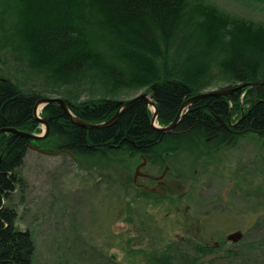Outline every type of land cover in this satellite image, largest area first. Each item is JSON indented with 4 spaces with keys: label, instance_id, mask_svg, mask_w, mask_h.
<instances>
[{
    "label": "trees",
    "instance_id": "16d2710c",
    "mask_svg": "<svg viewBox=\"0 0 264 264\" xmlns=\"http://www.w3.org/2000/svg\"><path fill=\"white\" fill-rule=\"evenodd\" d=\"M258 77H264V20L232 13L214 0H0V128L38 133L33 105L52 96L76 117L98 123L123 100L115 96L118 88L129 87L152 93L163 125L194 92ZM150 111L140 98L110 126L87 130L50 102L39 111L47 121L44 137L0 132V264H33L34 241L28 228L15 224L11 201V192L26 185L18 168L29 144L48 140L75 158L99 161L109 152L138 151L157 169L168 164L170 176L180 157L197 162L249 129L264 148V83L195 99L169 131L151 125ZM216 114L233 120L230 128ZM226 132L228 140L222 135L205 145L209 135ZM127 183L119 208L132 218L134 193ZM191 244L196 253L190 255L176 244L148 250L146 264H193L204 246ZM99 255L100 263H87L120 264Z\"/></svg>",
    "mask_w": 264,
    "mask_h": 264
},
{
    "label": "rangeland",
    "instance_id": "374dc122",
    "mask_svg": "<svg viewBox=\"0 0 264 264\" xmlns=\"http://www.w3.org/2000/svg\"><path fill=\"white\" fill-rule=\"evenodd\" d=\"M214 1L232 13L264 20V2ZM141 90L118 88L115 96L125 100ZM107 157L75 158L48 140L28 145L18 168L26 185L11 192V201L15 224L28 228L34 241L33 264L100 263L98 253L120 264H144V252L171 244L194 254L191 242L210 246L193 264H264V148L255 131L239 133L235 142L201 154L197 162L180 157L173 166L178 176L164 195L135 192L132 218L125 209L120 213L127 197L120 184L99 179L106 168L117 178L132 174L133 156L121 150ZM236 229L243 232L239 239L224 240Z\"/></svg>",
    "mask_w": 264,
    "mask_h": 264
},
{
    "label": "water",
    "instance_id": "95a60500",
    "mask_svg": "<svg viewBox=\"0 0 264 264\" xmlns=\"http://www.w3.org/2000/svg\"><path fill=\"white\" fill-rule=\"evenodd\" d=\"M247 83H249L250 85L262 84V83H264V77H258V79L253 80V81L247 80L244 82H238L235 85L215 86V88L204 89L201 91L194 92V94L185 97L181 101L180 106L178 107L173 119L171 121L163 124V125L158 124L155 121V118H156L155 115L157 112L156 105H154L152 93L147 91V90H141L140 93L135 94V95L129 97L128 99L122 100L119 103V105L117 106V109L111 114V116L109 118H107L106 120H103L101 122H98V123L88 122V121H85V120H82V119L76 117L74 114H72L70 112L67 104L59 97H56V96L42 97V98H39L35 101V103L33 105V109H32V114H33L34 118L42 125V129L38 133L24 131V130H16V129L10 128V127H2V128H0V132L10 131V132H15V133H18L20 135H23L25 137L37 138V139L44 137L46 135L47 129H48L47 121L44 117H38L36 115V110L39 107H41L42 105H44L46 103H50V102H53V103H56L57 105H59V107L62 109L64 114L68 117L70 122H72L73 124L83 128V129H87V130L92 129V128L100 129V128L110 126L112 124V122H114L117 119V116L119 115L120 112H122L125 108H127V106H129L131 103H133L134 101H136L140 98H142L146 104L152 106L151 111H150V115H149L151 125L157 129L163 131V130H167V129L174 127V124L182 116L181 114L189 106V103L193 102L195 99L205 97L206 95H215V94L216 95H219V94L226 95L227 93H229L233 90H237L238 88H240L243 85H246ZM215 118H217L221 124L228 126V124H226L225 120L222 117H219L218 114L215 115ZM240 235H241V231H239L237 229L232 230V232L229 233V236L232 239H237Z\"/></svg>",
    "mask_w": 264,
    "mask_h": 264
},
{
    "label": "flooded vegetation",
    "instance_id": "af4514ba",
    "mask_svg": "<svg viewBox=\"0 0 264 264\" xmlns=\"http://www.w3.org/2000/svg\"><path fill=\"white\" fill-rule=\"evenodd\" d=\"M149 107H151V106H149ZM40 108L41 107H39L36 110V115L38 117H41V116H39ZM231 122H233V120L228 121L226 123V124H228V126H226V127L230 128L231 124H229V123H231ZM172 128H174V127H172ZM172 128L167 129V130L168 131L172 130ZM228 134H229L228 132H226V134L225 133L211 134L207 138L208 139L207 141L210 142L209 144H211V143L213 144V142L216 141L215 139L219 136H222V135H223L224 139L228 140L229 139ZM213 140H215V141H213ZM225 142L228 144L229 141L228 142L225 141ZM223 143H224V141L221 142V144H223ZM219 145L220 144H218V146ZM216 148H218V147H216ZM127 152L130 154V157L133 156V159H132L133 161H132V165H131L132 174H130V175L127 174L126 176H119V178H117L116 173H111V171L109 173V170H108L109 168H106L104 170V172L107 174L106 177H108V179H109V177H111L110 180L115 181L114 185L117 186L116 181H117V183L120 184L122 193L127 194L123 188L124 184L127 182H128L126 185L127 187H130V186L133 187V190L131 189L132 192L130 191V193H132V194L133 193L135 194V192H142L143 190H146L148 193L152 192L155 194V192H157V193L161 192L164 195L168 190H170L172 188L170 185V182L175 181L176 180L175 178L178 176V174L176 173L175 175H171V176L168 175L167 170H166L168 168V164H165L163 168H159V169L155 170L153 163L150 160H148L147 157L143 153L138 152V151H133V150L127 151ZM112 172H113V169H112ZM104 177L105 176L101 175L100 179L103 181ZM123 177H125V178H123ZM108 179H105L106 183H108V181H110ZM231 232H229V233H231ZM229 233L226 234L225 239H224V240H228L229 242H233V241L239 239L243 234V232H241V235L237 239H232V238H230ZM214 243H217V241H214ZM202 244L204 246L203 247L204 250L209 249L210 246L207 243H202ZM147 253H149V251H147ZM143 257H144V262H145L144 264H146L147 260L149 259L148 258L149 256L147 254L145 255V253H144ZM108 258L115 261L110 256H108Z\"/></svg>",
    "mask_w": 264,
    "mask_h": 264
}]
</instances>
